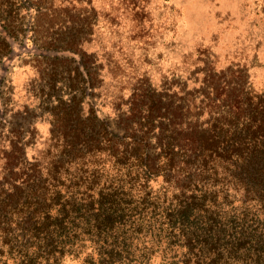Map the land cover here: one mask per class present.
<instances>
[{
  "label": "trees",
  "instance_id": "16d2710c",
  "mask_svg": "<svg viewBox=\"0 0 264 264\" xmlns=\"http://www.w3.org/2000/svg\"><path fill=\"white\" fill-rule=\"evenodd\" d=\"M29 4L0 0V72L22 46L50 63L51 127L42 156L0 186V264H264V87L134 89L119 132L84 109L97 77L68 67L70 39L27 46Z\"/></svg>",
  "mask_w": 264,
  "mask_h": 264
},
{
  "label": "rangeland",
  "instance_id": "374dc122",
  "mask_svg": "<svg viewBox=\"0 0 264 264\" xmlns=\"http://www.w3.org/2000/svg\"><path fill=\"white\" fill-rule=\"evenodd\" d=\"M28 1L18 14L21 25L32 22L27 46L52 41L65 47L70 39L78 56L68 67L85 61L97 77L84 109H95L119 132L131 120L125 101L134 89L155 88L163 99H178L198 97L204 81L244 77L264 87V0ZM21 49L0 72L2 187L18 179L20 161L42 156L50 135L41 102L50 63ZM161 180L152 181L154 187Z\"/></svg>",
  "mask_w": 264,
  "mask_h": 264
}]
</instances>
